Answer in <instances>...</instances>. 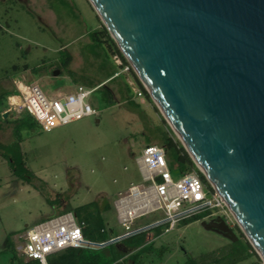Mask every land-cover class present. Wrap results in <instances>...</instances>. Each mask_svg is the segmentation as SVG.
Listing matches in <instances>:
<instances>
[{"label": "rangeland", "instance_id": "rangeland-1", "mask_svg": "<svg viewBox=\"0 0 264 264\" xmlns=\"http://www.w3.org/2000/svg\"><path fill=\"white\" fill-rule=\"evenodd\" d=\"M98 21L104 26L99 16ZM95 22L85 0H27L23 4L16 0H0V93L3 89H11L15 83H24L23 75L30 81H33L32 77L39 78L37 84L47 95L57 90L69 92L77 83L93 86V77L105 74L102 69L108 66L101 57L102 48L91 42V49L87 45L86 30ZM63 45L66 50L61 49ZM71 50H76L79 56L72 72L67 70L66 54ZM112 54L113 59L114 55L118 56ZM121 63L129 65L127 60ZM25 64L29 68L23 72ZM121 72L135 73L131 67ZM133 78L137 85L135 89L141 90V95L136 96L121 74L94 88L87 97L97 115L73 120L48 131L43 130L31 115L11 105L12 94L0 99V113H6L3 118H7V122H1L0 141L8 143L20 138L25 167L32 174L29 180L17 176L7 158L0 154V264L27 261L18 250L22 240L20 235L32 224L57 215L66 207L72 209L95 200L101 207L107 206L101 212L104 221L115 233L122 231L113 202L131 183H145L136 158L147 144L164 146L172 177L181 174L175 150L166 148L165 130L177 147L187 151L148 90L137 76ZM116 82L122 87L123 94L113 91ZM125 97L139 103L141 108L133 109L122 100ZM138 97L142 98L141 102ZM19 118L23 119L21 123L16 120ZM47 197L59 202L51 205ZM216 211L217 208L208 209L201 218L186 224L179 221L167 232L164 229L168 223L161 224L162 236L142 250L133 264H186L189 257L217 259L210 264H257L261 257L236 221L229 227L235 239L249 243L252 255L239 245L233 251L227 249L236 245L232 243L233 237L206 226L221 217ZM160 217V211H156L138 221L149 224ZM96 235L92 233L90 237Z\"/></svg>", "mask_w": 264, "mask_h": 264}, {"label": "water", "instance_id": "water-1", "mask_svg": "<svg viewBox=\"0 0 264 264\" xmlns=\"http://www.w3.org/2000/svg\"><path fill=\"white\" fill-rule=\"evenodd\" d=\"M88 1L264 261V0Z\"/></svg>", "mask_w": 264, "mask_h": 264}, {"label": "built area", "instance_id": "built-area-1", "mask_svg": "<svg viewBox=\"0 0 264 264\" xmlns=\"http://www.w3.org/2000/svg\"><path fill=\"white\" fill-rule=\"evenodd\" d=\"M114 62L124 71L131 67L130 64L122 65L117 55H114ZM14 85L15 90L10 98L17 101H11V105L31 115L43 130L97 115L96 109L87 101L94 88L78 85L70 93L47 95L36 83L24 81ZM135 93L141 95V90L136 89ZM136 162L145 183L131 184L113 202L116 217L125 227V233L129 232L132 220L156 211H160L161 217L153 222L165 221L168 228L212 208H217L215 213L228 225L236 221L200 168L198 171L192 167L177 178L172 177L164 146L155 143L145 145ZM82 226L83 222L77 219L73 211L61 212L32 224L20 235L22 240L18 250L27 259L47 264L46 258L50 254L68 247L91 246V240L83 235ZM259 264H264L262 258Z\"/></svg>", "mask_w": 264, "mask_h": 264}, {"label": "trees", "instance_id": "trees-1", "mask_svg": "<svg viewBox=\"0 0 264 264\" xmlns=\"http://www.w3.org/2000/svg\"><path fill=\"white\" fill-rule=\"evenodd\" d=\"M91 38L93 40V44H96L99 48H102L104 53H107V49L114 53H117L120 57L121 61L126 63L125 57L122 55L121 51L117 47L116 43L112 39V37L107 32V29L100 25L98 29H95L91 31L90 33ZM103 43L106 45V47L103 46ZM133 76L136 78L135 73ZM139 83V82H138ZM128 86V85H127ZM141 86V85H140ZM118 93L123 94V89L118 84ZM3 93V94H2ZM11 89H3L0 93V99L7 94H11ZM122 100H125L126 103L133 106V109H140L141 106L139 103H137L134 100H130L128 97L123 98ZM141 112V111H138ZM20 123L23 121L22 118L16 119ZM1 122H7V118H3L2 114L0 113V127ZM19 123V124H20ZM21 125V124H20ZM166 132V148L168 149H174L176 152V162L178 171L180 173H184L188 171L190 168L194 167L193 162L187 152H185L182 148L177 147V145L173 142L171 137L168 136L167 130ZM19 140L8 142V143H2L0 141V154L3 153V156L7 158V161L9 165L13 168L14 174L17 176L29 180L31 177V173L27 170L25 167V162L23 160L22 153L20 151L19 147ZM47 202L51 205L54 204L57 199L51 200L49 197L46 198ZM57 201L56 203H58ZM99 203L95 200L85 203L83 205L77 206L75 208L66 207L61 209V212H65L68 210H72L77 219L79 221L83 222L82 231L85 238L90 239L91 241H97L102 242L107 239H109L110 231L107 229L104 220L102 218L101 212L106 210L107 206L104 205L101 207L98 205ZM202 213L191 215L188 218H185L181 221H183L185 224L189 223L193 220H196L198 218H201L203 216ZM97 233L95 238H91V234ZM121 242L130 247H143L146 243V231H140L138 233L129 235L121 240ZM232 243H235L236 245H233V247H228L227 249L233 251L237 245L242 246L245 248V251H247L248 254L252 255L251 247L249 243L246 240H243L241 238L234 239ZM233 248V249H230ZM12 256L15 258L14 253H12ZM124 256V253L121 252L120 248L116 246L114 243H110L108 245H105L103 247H96V246H84V247H68L66 249H63L62 251L50 254L46 258L47 264H112L116 260L122 258ZM241 258V256H240ZM213 261H217V259H211L210 258H202V260H196L193 257H189L186 261V264H210ZM17 264H42L38 260L35 259H28L27 261H21L19 260Z\"/></svg>", "mask_w": 264, "mask_h": 264}, {"label": "crops", "instance_id": "crops-1", "mask_svg": "<svg viewBox=\"0 0 264 264\" xmlns=\"http://www.w3.org/2000/svg\"><path fill=\"white\" fill-rule=\"evenodd\" d=\"M16 1H19V2H21L22 4L23 3H25L27 0H16ZM86 1V7L88 8V9H90V12L92 13V15L94 16V18L96 19V22H95V24L89 29V30H86V34H87V40H88V43H87V45H89L88 46V48L89 49H91V43L93 44V40H92V38H91V35H90V33H91V31H93V30H95V29H98L99 27H100V23H99V21H98V15H97V13H96V11L94 10V8L92 7V5L90 4V2L88 1V0H85ZM4 27L2 26V29H3ZM93 28V29H92ZM5 29V28H4ZM6 30H7V28H6ZM91 42V43H90ZM103 46L104 47H106V45L103 43ZM65 46L63 45V46H61V49H64V50H66V47L64 48ZM67 54V65H68V68H67V70H69V71H73V69H74V67H73V64L75 63V62H77L76 60L79 58V56H78V54H77V51L76 50H71V51H68V53H66ZM102 58H103V60H105L107 63H108V66L106 67L105 66V68L104 69H102V71H105L106 73L105 74H102V75H95L94 77H93V80H92V82H94V85L93 86H91V87H87V88H96L97 86H99V85H101V84H103V85H105L106 83H108V82H111V81H113L115 78H117L118 76H120L121 74H123V76H124V79H125V82H126V84L131 88V89H133V92L135 93V88L137 87V85H136V82H135V80H134V78H133V75L132 74H124V73H122L121 72V67L118 65V64H116L115 62H114V59H113V54L111 53V51L110 50H108L107 49V53H104V51H103V55L101 56ZM15 66V65H14ZM16 67V66H15ZM25 68V69H24ZM24 70H23V72H25V70L27 69V68H29L28 67V65L27 64H25L24 65ZM16 70V69H15ZM33 70V69H32ZM70 77H72V76H70ZM22 78L24 79V81H26L27 79H26V77L23 75L22 76ZM31 80H33V81H30V80H27V82H30V83H36L37 84V82L40 80L39 78H36V79H34L33 77L31 78ZM76 86H78V85H82V83H77V84H75ZM85 84H83V86H84ZM76 86H75V88H76ZM112 89H113V91H115L116 93H118L119 91H118V82H116V83H113V87H112ZM111 89V90H112ZM10 90V89H9ZM14 90H15V85L11 88V91H12V93L14 92ZM74 90V88L71 90V91H69V92H66V91H62V90H57L54 94H57V93H59V92H65V93H70V92H72ZM11 93V94H12ZM10 94V95H11ZM54 94H52V95H54ZM136 94V93H135ZM137 96V95H136ZM139 99V101L141 102V99L142 98H140V97H138ZM12 100L14 101L15 100V98H12ZM11 100V101H12ZM16 101V100H15ZM2 114V113H1ZM3 115V114H2ZM19 147H20V145H19ZM20 151H21V149H20ZM132 184V183H131ZM130 184V185H131ZM127 190H125V192H126ZM70 211H72V210H70ZM103 213V212H102ZM144 216V215H143ZM142 216H140V217H138V218H141ZM102 218H103V220H105L104 219V217H103V215H102ZM117 218V217H116ZM138 218H136V219H134V220H132L131 221V223L129 224V230L128 231H133V230H135V229H138V228H140V227H142V226H144V225H147V223H139V221H138ZM117 221H118V219H117ZM104 223H105V225H106V227H107V229H109V233H110V238H113V237H116V236H119V235H122L123 233H125L126 232V229H125V227L121 224V223H119V221H118V223L123 227V230L122 231H120V232H117V233H115V231H114V228H112V227H110L109 226V224L107 223V222H105L104 221ZM153 225L151 226V227H149V228H147V229H145V230H142V231H146V243H145V245L143 246V247H141L140 249H139V247H135V248H133V247H130V246H126V245H124L122 242H121V240L123 239H120V240H118V241H116V242H114V244L116 245V246H118L119 248H120V250H121V252H123L124 253V256L122 257V258H120V259H118V260H116L115 262H113L112 264H133L134 262H136L137 261V258H138V254L142 251V250H145V249H147V247H148V245L149 244H154V242L156 241V240H158L161 236H162V232L160 231V225L161 224H163V223H167V222H165V221H162V222H158V223H156V222H151ZM151 223H149V224H151ZM173 228V227H172ZM172 228H168V226L164 229V232H167V231H169L170 229H172ZM125 230V231H124ZM124 231V232H123ZM140 232V231H139ZM136 233H138V232H136ZM133 234H135V233H133ZM130 235H132V234H130ZM129 236V235H128ZM127 237V236H126ZM125 238V237H124ZM151 250V249H150ZM134 260V261H133ZM257 264H259V262H257Z\"/></svg>", "mask_w": 264, "mask_h": 264}, {"label": "bare ground", "instance_id": "bare-ground-1", "mask_svg": "<svg viewBox=\"0 0 264 264\" xmlns=\"http://www.w3.org/2000/svg\"><path fill=\"white\" fill-rule=\"evenodd\" d=\"M19 80V79H18ZM20 81V80H19ZM18 82V81H17Z\"/></svg>", "mask_w": 264, "mask_h": 264}]
</instances>
